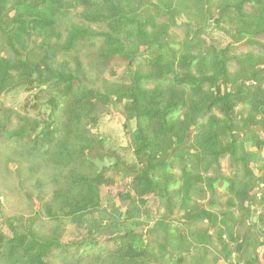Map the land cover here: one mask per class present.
I'll use <instances>...</instances> for the list:
<instances>
[{
	"label": "trees",
	"instance_id": "obj_1",
	"mask_svg": "<svg viewBox=\"0 0 264 264\" xmlns=\"http://www.w3.org/2000/svg\"><path fill=\"white\" fill-rule=\"evenodd\" d=\"M140 4L143 2L138 0H0V35L13 55L0 56V96L23 114L18 116L22 124L16 130L10 128V116L0 121V141L6 147L47 155L58 166L90 167V172L69 179L74 186L70 194L44 204L47 221L57 227H77L81 235L69 241L58 235L42 238L35 217L21 231L6 218L7 230H0V264H54L56 260L98 264L108 255L141 264L140 259L153 250L150 231L144 236L134 229L103 236L104 227L97 217L101 188L112 186L121 177L128 180L127 188L142 205L147 197L165 203L172 187L166 180L179 168L175 184L181 183L180 205L192 218L215 224L218 218L209 210L215 206H188L195 185L204 183L202 176H195L203 161L195 162L196 156L187 151L191 166L175 165L165 157L192 136L202 151L212 143L217 145L220 136H228L226 146H216L219 150L215 155L241 163L248 178H253L251 159L261 161L264 167V156L249 151L252 147L264 150V126L261 135H250L243 141L235 134L241 129L235 108L241 105L261 112L264 95L254 90L253 83L233 78L235 70L255 79L258 73L253 68L264 64V0H224L218 8V20L235 26L237 41L244 40L241 46L246 52L233 56L230 45L211 46L202 58L179 54L163 42L154 33L153 20L141 17ZM74 7L85 10L81 14L85 22L106 28L95 34L104 44L97 66L114 76L113 64L126 63L128 82L116 85L110 93L83 85L84 72L77 59L74 72L52 67L48 48L51 42L62 40L55 18ZM90 35L87 28L70 27L60 47L70 51ZM125 41H134V48L126 47ZM136 51L153 55L137 62ZM197 65L209 69L192 74ZM76 137L78 141L71 143ZM208 187L213 189L215 184ZM221 187L237 193L234 180H223ZM252 188L243 189V199H250ZM220 221L228 225L224 217ZM227 230V236L236 241L230 228ZM224 233H219L221 243ZM223 249L227 250L224 244ZM173 264H182V259L177 257Z\"/></svg>",
	"mask_w": 264,
	"mask_h": 264
},
{
	"label": "rangeland",
	"instance_id": "obj_2",
	"mask_svg": "<svg viewBox=\"0 0 264 264\" xmlns=\"http://www.w3.org/2000/svg\"><path fill=\"white\" fill-rule=\"evenodd\" d=\"M139 6L143 18H151L154 22V33L163 42L169 44L179 54L198 56L202 58L209 52L211 46L222 48L232 46V55L239 56L246 52L241 46L244 43L237 41L235 26L227 21L218 20V8L224 0H146ZM233 2L235 0H227ZM85 10L81 7L68 9L59 13L55 18L56 30L62 35L60 42H51L48 52L50 62L55 70H68L74 72L75 60L80 61L84 72L81 81L86 87H93L104 93H110L118 84L128 82L127 66L124 62L113 64L115 75L101 70L97 66L99 54L104 48L102 40L95 37L96 33L106 31V28L97 24H90L81 18ZM84 27L90 32V37L80 42L74 49L65 51L61 44L65 30L70 27ZM42 39L38 40L40 44ZM126 47L134 48V41H125ZM25 44V43H24ZM18 45V43H17ZM37 53L39 50L36 51ZM153 53H135L137 62L148 60ZM0 56L12 58L4 39L0 35ZM202 68V69H201ZM208 67L196 66L191 73L206 70ZM258 75L251 79L249 73L233 71V78L237 81L244 80L247 84H254V90L259 95H264V64L253 68ZM152 87L151 85H147ZM178 93L181 89L176 90ZM264 102V99H262ZM218 118L222 115L215 110ZM121 120L117 112L112 113ZM10 116V128L16 130L21 126L18 119L23 114L8 104L0 96V121ZM235 120L241 129L235 132L239 141L245 140L250 135H261L264 126V104L261 112L238 105L235 108ZM193 127H191V130ZM212 133V132H211ZM210 133V134H211ZM208 134L205 135L206 140ZM228 136H220L217 145L226 146ZM78 141L73 138L71 143ZM194 136L183 142L177 150L169 151L165 157L173 164H187L191 166V158L186 155L196 156L194 161H203L195 176H202L204 183L197 184L190 195L189 207L209 209L218 218L215 224L208 223L206 219L192 218L188 211L180 205L181 183L175 184L179 179V168L174 169L168 176L170 198L161 203L152 197L147 203H139L134 193L127 188L128 180L121 177L112 186L101 188V209L97 214L103 229V236L119 233L128 229L143 233L150 231L153 235V250L147 257L141 258V264H173L179 257L182 264H264V167L262 163L250 158V170L253 178L243 172L241 163L216 156L219 150L215 143L205 151L199 148ZM56 147L51 148L54 151ZM259 156H264V150L252 147ZM239 154L243 151L239 150ZM216 159V161L214 160ZM82 172H90L87 166H58L52 162L51 157L40 154H30L22 148L6 147L0 141V230L6 231L4 219H11L18 231H21L29 219L35 217L37 233L42 238L58 235L62 241H69L81 235L82 230L72 225L57 227L47 221L44 204L53 203L54 200L73 191L71 177ZM198 174V175H197ZM58 180V182H57ZM234 180L237 193H232L222 188V181ZM258 181V182H257ZM256 182L258 183L256 185ZM209 184H215L213 189ZM253 186L249 191L250 199H243L241 193L246 186ZM179 193V194H178ZM224 217L227 226L223 225L220 218ZM227 227L233 232L236 241L231 240ZM223 243L220 242L219 233ZM223 244L227 250L223 249ZM237 248L239 250H237ZM54 264H69L56 260ZM74 264V263H70ZM97 264V263H96ZM98 264H129L128 261L116 255L104 256Z\"/></svg>",
	"mask_w": 264,
	"mask_h": 264
}]
</instances>
